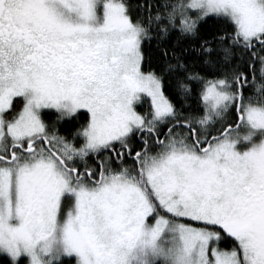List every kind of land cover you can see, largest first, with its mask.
I'll return each mask as SVG.
<instances>
[{
    "label": "snow or ice",
    "instance_id": "6c2138e0",
    "mask_svg": "<svg viewBox=\"0 0 264 264\" xmlns=\"http://www.w3.org/2000/svg\"><path fill=\"white\" fill-rule=\"evenodd\" d=\"M0 256L264 264V0H0Z\"/></svg>",
    "mask_w": 264,
    "mask_h": 264
},
{
    "label": "trees",
    "instance_id": "16d2710c",
    "mask_svg": "<svg viewBox=\"0 0 264 264\" xmlns=\"http://www.w3.org/2000/svg\"><path fill=\"white\" fill-rule=\"evenodd\" d=\"M147 104H148V102L145 101L143 103V105L138 106V110H144V108L147 107ZM55 115L56 114H55L54 111H47L46 110V113H45V117L44 118L46 120H48V121H52V120L55 119ZM73 126H78V124L75 121H73L71 123H63L62 122V125H61L62 129H69V128L73 127ZM224 246H227V245H224ZM3 261H4V258L2 256H0V264H3ZM66 264H69V262L67 260H66ZM73 264H74V262H73Z\"/></svg>",
    "mask_w": 264,
    "mask_h": 264
}]
</instances>
